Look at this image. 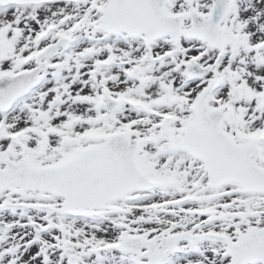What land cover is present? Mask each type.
<instances>
[{"label": "snow or ice", "instance_id": "6c2138e0", "mask_svg": "<svg viewBox=\"0 0 264 264\" xmlns=\"http://www.w3.org/2000/svg\"><path fill=\"white\" fill-rule=\"evenodd\" d=\"M0 264H264V0H0Z\"/></svg>", "mask_w": 264, "mask_h": 264}]
</instances>
